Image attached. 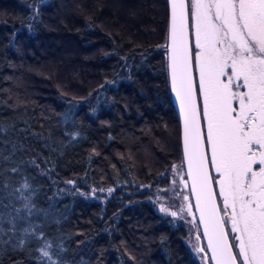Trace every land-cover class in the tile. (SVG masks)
I'll list each match as a JSON object with an SVG mask.
<instances>
[{
    "label": "trees",
    "instance_id": "1",
    "mask_svg": "<svg viewBox=\"0 0 264 264\" xmlns=\"http://www.w3.org/2000/svg\"><path fill=\"white\" fill-rule=\"evenodd\" d=\"M167 20V0H0V264H51L45 242L57 264H199L150 198L183 169Z\"/></svg>",
    "mask_w": 264,
    "mask_h": 264
},
{
    "label": "snow or ice",
    "instance_id": "2",
    "mask_svg": "<svg viewBox=\"0 0 264 264\" xmlns=\"http://www.w3.org/2000/svg\"><path fill=\"white\" fill-rule=\"evenodd\" d=\"M167 2L172 41L169 68L183 117L187 176L192 181L191 194L196 199L211 259L215 264H239L240 260L243 264H264V0ZM212 9H215L214 15ZM189 20L195 30L194 47L188 41ZM229 66L227 82H222L220 77L226 75L224 69ZM241 77L247 91L235 93L233 82ZM233 99L239 101L238 111L230 104ZM201 121L207 125L204 142ZM66 134L73 140L78 136V133ZM205 145L211 152L210 160ZM253 145H258L259 151ZM257 163L260 167L254 169L252 166ZM211 169L219 179L210 175ZM177 171L183 174L182 169ZM181 183L187 187V180ZM212 184L219 186L218 195ZM29 187L27 183L23 185L24 189ZM168 191L159 195H167ZM180 196L184 201L189 200L188 195L180 192H174L170 199ZM217 199L223 201L221 210ZM171 206L176 208L171 215L184 219V205ZM229 208L231 233L238 234L231 235L230 239L238 240V244L229 242L224 231L229 221L219 214L222 211L227 216ZM188 210L191 214V206ZM51 247L45 242L39 249L38 259L47 258L51 264H57L49 253ZM195 250L204 251L199 247Z\"/></svg>",
    "mask_w": 264,
    "mask_h": 264
},
{
    "label": "rangeland",
    "instance_id": "3",
    "mask_svg": "<svg viewBox=\"0 0 264 264\" xmlns=\"http://www.w3.org/2000/svg\"><path fill=\"white\" fill-rule=\"evenodd\" d=\"M213 14V13H212ZM217 24H219L220 22L216 21ZM192 43L195 44V38L192 39ZM231 64V61H229V65ZM230 70V71H228ZM226 75L221 77V81L222 82H227L228 79V74H230L231 72V68L230 66L224 69ZM236 85H240V87H236ZM232 91L235 93H240V92H246L247 88H245L243 86V78L241 77L238 80H234L233 85H232ZM230 104L233 108H235L237 111L239 110V101L238 99H233L230 101ZM235 115V113H234ZM254 149H256L257 151H259V146L258 145H253L252 146ZM176 166V165H175ZM254 169L260 167V165L257 164H253L252 166ZM177 169H182L181 166H177V168L174 169V167H172V169L169 171V175H168V182L165 186H156L152 189V193H151V202L155 207V210L160 213L161 215L165 216V217H170L172 219L173 224L176 226H181L183 228H185L187 231H189V229H191V232L194 235V230L197 229V225H195V221L191 219L189 213L188 212V207H187V201H184L182 196L180 197H175L174 199H170V197H173L174 192H180L183 193L184 195H187V191L186 188L184 186L183 183H181L182 180H184V175L180 173V171H177ZM182 173H183V169H182ZM218 175H216L215 177L217 178ZM214 177V176H213ZM247 179V178H246ZM70 186H73V182L69 183ZM135 188H137L138 190H144V189H150V185H137L134 186ZM169 189L170 191H168L167 195H159V193H162L164 190ZM111 190V191H109ZM112 189L108 188V189H104V190H90L89 193H86L85 195L87 196H91L93 199H97V200H105L106 198H109L111 193H112ZM221 199H220V205L222 206V209L224 208V206L221 203ZM175 204L177 207H179L180 205H184L185 210L182 213L184 219H180L179 216H172L171 212L175 211L176 208H173L171 205ZM162 209H166V211H162ZM223 219L227 220V216H225L223 214V212L221 211ZM230 213L229 209H228V214ZM191 227V228H190ZM227 227V231H228V237L230 239L231 235H238V234H232L231 233V228H229L228 224L226 225ZM198 234H199V229L197 230ZM195 240V236L192 237ZM232 244H238L239 241L238 240H233L230 239ZM193 245V243H192ZM235 252H238V248L234 250ZM239 264H243V261L240 260Z\"/></svg>",
    "mask_w": 264,
    "mask_h": 264
},
{
    "label": "water",
    "instance_id": "4",
    "mask_svg": "<svg viewBox=\"0 0 264 264\" xmlns=\"http://www.w3.org/2000/svg\"><path fill=\"white\" fill-rule=\"evenodd\" d=\"M167 11H168V20H167V37H166V44H165V51H166V64H167V77H168V84H169V90H170V95H171V100H172V104L173 107L175 109L176 115H177V119L179 122V131H180V146H181V156H182V166H183V170H184V174H185V178L187 180V188L189 191V197H190V202H188V208L189 206H191V214L190 217L192 220L195 221V225H197V229L194 230V235L195 236V240L193 239V245H189V249L190 252L192 254V256L197 259V261L199 262V264H215V261H213L212 258V252L208 247V239L207 236L204 233V226L201 223V217H200V212L196 210V199L195 196L191 194V190H192V181L190 179H188L187 173H188V161L187 158L184 155V144H183V128H184V123H183V117L181 115L180 112V105H179V100L176 98V93L173 91L172 88V81H171V71L169 68L170 65V57H171V45H172V41H171V37H170V8L167 2ZM212 13L213 15L215 14V9H212ZM195 30L192 27V21L188 22V41H189V45L190 47H192V36L193 38H195ZM245 38L247 37V33H244ZM196 79V77H195ZM201 130H202V142L206 141V136L207 133H205V127L203 126V121H201ZM205 149L207 151V156L208 159L210 160L211 158V152L209 149L206 148L205 145ZM210 175L212 176V169L210 171ZM216 179H219V175L217 176ZM213 188L214 193H216L218 195L219 193V186L212 184L211 185ZM222 200V199H221ZM217 206H218V210H220V205L218 202V199L216 200ZM223 204V201H222ZM224 206V204H223ZM230 213L228 214L227 220L228 222V226L229 228H231V224H230V220L229 217L231 216V208H229ZM189 213V212H188ZM219 214L222 216L221 211L219 212ZM223 218V216H222ZM199 229V233L198 234V230ZM224 231L226 233V236L228 237V231H227V227H224ZM197 237H199V239H197ZM229 238V237H228ZM229 242L231 243L230 239ZM199 247L204 249V251L202 252H197L195 250V247Z\"/></svg>",
    "mask_w": 264,
    "mask_h": 264
}]
</instances>
